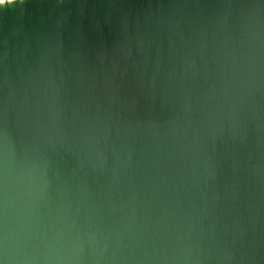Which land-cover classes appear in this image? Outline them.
Returning a JSON list of instances; mask_svg holds the SVG:
<instances>
[{
	"label": "bare ground",
	"instance_id": "1",
	"mask_svg": "<svg viewBox=\"0 0 264 264\" xmlns=\"http://www.w3.org/2000/svg\"><path fill=\"white\" fill-rule=\"evenodd\" d=\"M260 1L0 0V87L17 107L25 143L52 139L61 145L62 162L82 158L99 172L107 165L137 163L145 149L144 131L123 129L117 118L103 122L105 96H115L122 80L131 77V105L139 113L144 99L136 87L142 79L178 74L198 62L201 68L188 76L186 91L208 96L213 58L246 16H255ZM239 59L205 139L210 153L187 165L150 208L134 202L130 211L140 214L135 219L110 222L99 210L101 228L90 237L87 221L70 215V205L59 232L36 228L39 264H248L256 247L246 221L239 212L238 239L227 242L224 187L211 171L224 144L247 131L264 166V134L256 128H264V23L240 46ZM6 111L11 114L8 106ZM252 171L258 180L253 193L261 200H254L260 210L254 208L252 215L264 228V176L256 166ZM12 205L21 208L17 201ZM258 225L251 222L254 233Z\"/></svg>",
	"mask_w": 264,
	"mask_h": 264
},
{
	"label": "water",
	"instance_id": "2",
	"mask_svg": "<svg viewBox=\"0 0 264 264\" xmlns=\"http://www.w3.org/2000/svg\"><path fill=\"white\" fill-rule=\"evenodd\" d=\"M263 23L261 0L255 16L248 14L244 26L228 35L219 56L213 58L208 96H199L196 89L186 91L188 76L201 68L199 62L193 63L178 74H166L167 80L164 74L142 79L136 88L144 108L137 113L130 99L132 78H124L115 96H105L102 120L111 123L117 118L123 129L141 127L145 149L137 163L107 165L102 172L82 158L62 162L61 145L52 139L26 144L17 107L0 87V264H39L36 228L59 232L70 205V215L87 221V237L101 228L99 210L110 222L116 217L135 219L140 214L130 211L134 202H145L150 208L187 165L208 155L211 150L205 139L218 118L220 97L239 70L240 46ZM164 65L169 68V58ZM14 201L19 202V210L14 209Z\"/></svg>",
	"mask_w": 264,
	"mask_h": 264
},
{
	"label": "rangeland",
	"instance_id": "3",
	"mask_svg": "<svg viewBox=\"0 0 264 264\" xmlns=\"http://www.w3.org/2000/svg\"><path fill=\"white\" fill-rule=\"evenodd\" d=\"M256 128L259 129L260 131H262L261 135L263 136L264 128L262 127V125L261 124L257 125ZM243 132H245V131H243ZM249 134L251 135V133L249 131H247V132H245V134L242 133V134H240V136H238L239 141L241 140V142H242V139L244 140L243 141L244 145L241 142L240 143L242 145L240 143H238L239 141L236 140L237 137L226 142L224 144V146L222 147V152L223 151L224 152L220 153V154H223V155H221V157L222 156L223 157L221 158L220 156H218L217 161H216L217 165L215 164V167L211 172L215 173L214 178H216V182L223 184V187H224V189H221V190H223L221 192V200L223 201V208L225 209V211H227V215H228V219H229L228 222L225 224V239H226V241L229 243L235 244L237 239H238V234H237L238 230L235 227V225H236V220H237V214L240 212L246 221L248 234L250 237H252L251 240L254 242V245L256 247V248L250 249V251L248 253V255H249L247 258V260H249L248 264H264V230H263L264 228L258 225L257 219L252 215L254 208H255V210H260V204H258V203H260L259 201H261L260 197L256 193H253V185H255V187H257L256 185H258L257 184L258 180H257V178L254 177L255 175H253L252 169L255 166L260 168V171H261L260 176H264V166L261 164L262 161L260 160V158H258L259 155L256 154V153H258V151H256L257 147L252 141L253 137H252V135L250 136ZM241 135L243 138L241 137ZM249 137L252 140H250ZM235 140L238 141L237 144H235L236 143ZM249 140L252 143H250ZM245 142L247 145H245ZM253 144H254V146H251V147L249 146V145H253ZM229 145L231 147L232 146L233 147L231 148ZM227 148H229V150ZM252 148H255V149H252ZM226 151H227V153H226ZM219 164H220V166H219ZM216 166L220 167V168L217 169ZM250 171H252V172H250ZM216 172H217V175H216ZM261 178H263V180H264V177H261ZM219 180H223V181H219ZM251 195H252V198H250ZM222 196H223V198H222ZM254 200H255V202H258V203H255ZM250 201L252 202L251 208L250 207L248 208V206H249L248 202H250ZM255 204H257V205H255ZM229 206L231 208H229ZM255 206L256 207L259 206V208L256 209ZM226 208H228V209H226ZM236 211H237V213H236ZM244 211H246V212H244ZM232 222H234V224ZM251 222H254L255 224L258 225V228H257L258 232L254 233L251 230ZM233 225H234V227H233L234 229L231 227ZM249 229H250V231H249ZM255 250H256V254H254ZM257 261L259 263H257Z\"/></svg>",
	"mask_w": 264,
	"mask_h": 264
}]
</instances>
